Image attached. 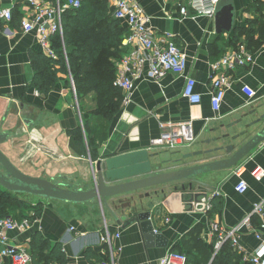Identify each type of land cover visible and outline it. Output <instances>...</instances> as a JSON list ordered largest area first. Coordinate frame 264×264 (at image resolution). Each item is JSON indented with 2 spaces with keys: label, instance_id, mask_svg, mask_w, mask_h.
<instances>
[{
  "label": "crops",
  "instance_id": "crops-1",
  "mask_svg": "<svg viewBox=\"0 0 264 264\" xmlns=\"http://www.w3.org/2000/svg\"><path fill=\"white\" fill-rule=\"evenodd\" d=\"M43 1L47 5L55 3ZM136 1L150 17L156 39L162 40L166 33L176 37L188 66L185 74L168 73L159 79L151 76L148 66L143 69L130 97L124 99L108 123L106 136L102 142L99 140V158L109 153L149 149L154 156L153 168L160 166L162 172L228 158L226 149H239L264 128V120L258 122L264 113V37L250 36L255 54L253 64L227 70L230 84L221 109L216 112L212 106V82L216 77L213 64L234 49V31L220 34L216 32L214 18L182 15L185 0ZM234 4L236 27L246 25L248 19L257 15L249 8L258 6L257 0H234ZM1 8H10L14 13L12 22L4 24L0 31V126L7 134L13 131L14 136L1 145L2 151L30 176L73 190L93 188L99 158L94 160L88 149L83 152L72 131L80 125V113L86 118L97 107L96 93L79 102L67 76L60 75L50 94L41 96L31 86L32 54L43 51L40 37L36 31L22 30V20L31 8L27 0H0ZM133 48L138 45L124 50ZM186 76L196 79V90L202 95L198 105L184 97ZM246 88L254 90L256 97H249ZM190 120L197 135L195 143L175 149L152 146L171 125ZM91 125L97 129L96 123ZM257 169L264 171V141L238 166L196 176L192 191L190 181H186L182 182L186 191L180 187L177 192L166 185L163 189H146L109 199L112 209L128 220L134 206L150 210L155 228L164 236L161 241H167L164 247L148 246L137 224L118 225L98 200L84 204L38 201L41 215L29 219L22 229L9 232L10 244L30 250L32 236L39 232L51 245L62 244L66 264H111L112 253L116 264H160L161 258L171 251L190 254L199 242L209 248L214 241L209 226L219 222L225 229L240 228V245L247 258L260 245L249 223L259 230L264 222V215L260 217L254 212L257 205L264 206V175L256 174ZM240 180L248 184L245 193L236 191ZM214 199L222 203L221 207L209 209ZM28 211L29 216L34 215L33 209ZM247 217L249 221L245 222ZM107 231L113 236L111 245L106 241ZM89 250L99 254L101 261L89 260ZM4 264L12 263L8 259Z\"/></svg>",
  "mask_w": 264,
  "mask_h": 264
},
{
  "label": "trees",
  "instance_id": "trees-1",
  "mask_svg": "<svg viewBox=\"0 0 264 264\" xmlns=\"http://www.w3.org/2000/svg\"><path fill=\"white\" fill-rule=\"evenodd\" d=\"M257 3L258 6L249 8L258 16L248 19L246 25L235 28L234 49L245 44L253 52L250 36L258 34L264 37V3L261 0H257ZM84 4L85 0L79 9H68L65 12L63 37L58 33L51 35L52 55L45 51H35L32 54L34 78L31 86L46 97L59 83L60 75H66L68 84L72 85L71 79L74 81L79 102L84 96L96 93L97 107L88 113V117H83L85 130L79 125L72 133L76 136L80 149L83 152L88 149L93 159L97 160L99 140L102 142L106 136L108 123L118 113L125 99L123 91L114 85V81L117 65L126 53L122 40L129 32L114 17V7L109 5L108 0H89L88 10L82 11ZM92 122L97 124V129L91 125ZM221 204L214 199L212 208L218 209ZM24 209L27 210V206L19 198V194L0 186V219L10 216L15 210L16 215L12 217L18 220H33L41 215V204L31 208L33 216H29L28 210L27 213H22ZM216 239L209 248L199 242L195 252L186 253L188 264H252L230 241H226L216 251ZM30 253L32 264L67 263L62 244L51 245L39 232L32 236ZM87 257L89 260L102 259L93 250L87 252Z\"/></svg>",
  "mask_w": 264,
  "mask_h": 264
},
{
  "label": "built area",
  "instance_id": "built-area-1",
  "mask_svg": "<svg viewBox=\"0 0 264 264\" xmlns=\"http://www.w3.org/2000/svg\"><path fill=\"white\" fill-rule=\"evenodd\" d=\"M181 6V14L184 16H207L214 18L216 9L221 0H185ZM264 1V0H263ZM31 13L22 20V30L25 33L36 31L40 37L42 50L52 55L50 39L53 34L64 35V14L68 9H79L83 0H55L53 5H47L43 0H27ZM114 17L125 23L129 34L122 40V46L138 45V48L126 52L117 65V74L114 85L125 94V100L130 97L135 86V81L141 77L143 69L148 66L152 77L159 79L168 73L185 74L188 59L183 53L176 37L172 33H166L162 40H158L150 26L151 19L145 9L136 0H114ZM13 20V11L10 8L0 9V31L6 23ZM142 51L145 54H142ZM255 54L248 50L245 44L228 51L213 64L216 77L213 79L212 106L219 112L225 99L227 88L230 84V76L227 70L238 66L248 67L254 63ZM72 89L76 100V88L73 79ZM184 97L194 105L202 102V95L196 90V79L186 76ZM249 97H256V92L250 88L244 89ZM80 125L84 129L83 116L80 113ZM197 135L194 131L193 121L171 125L162 135L153 141V147L175 149L180 146H189L195 143ZM256 174L264 175V171L257 169ZM258 175V176H259ZM248 184L240 180L236 191L245 193ZM212 206H209L210 209ZM260 217L264 215V206L257 205L254 208ZM29 219L21 221L12 216L0 219V264L10 260L12 264H32L33 258L26 247H17L10 244L9 232L22 229L27 226ZM249 221V217L245 222ZM244 222V223H245ZM249 227L254 231L260 241L259 247L247 259L252 264H264V222L258 230L251 222ZM209 235L216 239L215 249L220 250L226 241H230L236 250L242 252L240 245V228L225 229L219 222H212L209 226ZM116 236H119L117 234ZM112 235L107 231L106 241L111 245ZM112 263L116 264L115 254L111 255ZM160 264H188V255L185 252L171 251L160 260Z\"/></svg>",
  "mask_w": 264,
  "mask_h": 264
},
{
  "label": "water",
  "instance_id": "water-1",
  "mask_svg": "<svg viewBox=\"0 0 264 264\" xmlns=\"http://www.w3.org/2000/svg\"><path fill=\"white\" fill-rule=\"evenodd\" d=\"M217 33H232L236 26L234 0H221L214 16ZM264 120V113L258 122ZM9 140L8 134L0 126V186L15 194H26L47 200H56L74 204L100 201L107 207L118 225L137 224L148 246L164 247V237L154 226L150 210H141L134 206L130 211V220L126 215H119L109 204V199L124 194L146 190L163 189L173 186L179 192L187 190L184 183L190 181L189 189H194L195 177L211 171L228 170L238 166L256 147L264 141V128L239 149H226L228 158L198 166L162 172V167L153 168L149 149L134 150L127 153H109L102 155L96 162L97 179L93 188L73 190L51 180L34 177L20 170L2 151L1 145ZM223 150V149H222ZM188 155L187 157H191ZM128 180V181H127ZM214 258V257H213ZM211 264V263H210Z\"/></svg>",
  "mask_w": 264,
  "mask_h": 264
},
{
  "label": "rangeland",
  "instance_id": "rangeland-1",
  "mask_svg": "<svg viewBox=\"0 0 264 264\" xmlns=\"http://www.w3.org/2000/svg\"><path fill=\"white\" fill-rule=\"evenodd\" d=\"M108 1H109V5L112 7L113 6L112 5L113 4L112 1L111 0H108ZM88 3H89V0H85V4H84V7L82 8V11L88 10ZM15 128H17V127H15ZM10 132H11L10 134L8 133L9 139L14 137V136H11L13 131H10ZM19 197H21L22 201H25L26 206H27V210L31 209L33 207V205L37 204L38 201H41V200L42 201L43 200L46 201L47 200V199H44V198H41V197L31 196V195H26V194L19 195ZM27 210L24 209V212H22V211H20V212L25 213ZM15 211L11 212L10 216L16 215Z\"/></svg>",
  "mask_w": 264,
  "mask_h": 264
}]
</instances>
